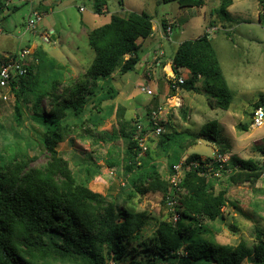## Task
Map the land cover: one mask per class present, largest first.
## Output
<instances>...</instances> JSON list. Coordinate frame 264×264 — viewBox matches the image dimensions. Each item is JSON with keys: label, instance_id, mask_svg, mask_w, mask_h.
I'll return each mask as SVG.
<instances>
[{"label": "trees", "instance_id": "16d2710c", "mask_svg": "<svg viewBox=\"0 0 264 264\" xmlns=\"http://www.w3.org/2000/svg\"><path fill=\"white\" fill-rule=\"evenodd\" d=\"M164 2H174L179 8L204 6L203 0ZM259 3L263 12L258 14V21L264 24V0ZM231 4L232 0H220L218 8L210 11L213 19L208 23L209 28L216 29L219 25L221 29H229L236 24L227 12ZM4 5L5 0H0V10ZM4 8L11 9L9 6ZM14 9L15 6L11 10ZM92 10L95 15H106V0H92ZM165 26L162 22L163 32ZM151 34L152 17L146 13L110 15L107 23L87 32L94 57L70 86L61 89L60 83L52 80L37 89L34 80L41 65L28 64L25 75L12 80L8 91L14 99L13 121L20 126L30 120L37 126L33 130L37 144L21 139L3 151L0 162V264H108L109 261L118 264L127 258L129 264H243L246 258H249V264H264V230L255 229V242L251 248L243 240L232 246L200 237L205 232L203 220H224L223 209L229 188L242 185L253 188L264 180L262 166L253 160L230 156L231 172L225 179L218 180L206 178L198 170L188 167L199 157L196 154L187 156L179 184L182 192L177 200L180 219L175 224L159 221L152 237L144 242L142 232L148 227L149 214L132 213L119 206L120 195L103 196L90 190L88 184L101 175V167L89 158L81 159L76 175L57 151V146L69 136L96 131L113 114L112 108L105 111L101 104L104 99H113L117 92L109 88V83L99 87V82L109 79L116 70L122 74L132 71L139 61L138 40ZM34 55L39 62L46 56L41 49ZM163 65L160 63L158 67ZM170 68L175 79L181 77V70L188 72L183 83L177 84L178 90L202 91L207 95L210 109H228L231 96L207 33L181 42L173 54ZM168 70L170 72L169 66ZM168 84L171 87V81ZM170 89L169 96H174L175 89ZM99 91H103V96L99 97ZM43 102L46 108H42ZM263 104L264 98H260L253 110ZM150 112H145L144 117ZM114 114L116 127L110 134L101 135L107 141L120 139L125 143L124 157L117 162L126 183V189L120 190L125 200L159 193L164 205L169 191L174 193L169 190L168 178L173 173V166L180 162L178 154L194 145L200 137L219 144L215 121L197 134L184 136L189 139L187 144L183 141L175 145L176 132L161 133L151 141L155 151L169 159L164 178L152 162L150 148L139 156L140 148L133 139L136 120L126 118L122 106H118ZM93 143H97L96 139ZM35 145L45 160L31 166L37 157L30 156L28 151H34ZM171 153L175 155L174 159ZM106 164L108 168L117 166L112 161ZM217 184L224 186L216 190ZM140 251L149 253L150 257L146 261L137 260L135 256Z\"/></svg>", "mask_w": 264, "mask_h": 264}, {"label": "rangeland", "instance_id": "374dc122", "mask_svg": "<svg viewBox=\"0 0 264 264\" xmlns=\"http://www.w3.org/2000/svg\"><path fill=\"white\" fill-rule=\"evenodd\" d=\"M38 1L22 0L15 3L14 10H11L12 7L4 8L11 6L14 2L12 0L11 4L4 5L0 10V65L6 56L18 53L21 48L28 49L30 53L27 63L31 66L41 65L34 80L37 89L47 86L52 80L60 83L59 88H66L85 71L94 57L86 34L107 23L110 15L125 16L128 12H143L152 17L151 39H156L144 42L138 40L139 61L134 69L126 74L116 70L109 79L99 82V87L109 83V88L117 92L113 99H104L101 104L105 111L112 108L113 114L96 131L82 133V138L69 136L57 146V151L69 162L76 175L81 159L89 158L101 167V175L95 182L88 184L90 190L103 196L120 195L119 206L132 213L149 214L148 227L142 232L144 242H148L152 237L159 221L170 220L169 212L159 193L131 200H125V196L121 195L120 190L126 189V183L117 162H121L124 157L125 143L120 139L107 141L106 137L101 135L110 134L116 127L114 111L118 106L125 108L126 118L136 120L140 115L144 122L145 112L161 106L160 122L161 126L163 125V133L176 132L178 135L175 145L183 141L187 144L189 139L183 138L184 136L189 133L197 134L208 123L215 121L216 140L219 144L200 137L194 145L178 154L181 163L187 156L196 154L198 160L236 156L242 160L251 159L258 165L262 164L264 120L260 128L250 125L253 106L260 98H264V24L258 21V14L263 12L260 0H232L227 12L236 20V24L229 29H221L219 25L216 29L208 27L209 21L213 19L210 17V11L218 8L220 0H203L204 6L201 8H179L176 3H166L164 0H106V15L93 13L92 0H48L45 6L39 7ZM31 4L36 6L34 9L44 14V17L27 29V21L31 18ZM79 8H82V11H79ZM162 22L166 25L165 29H172L170 35L163 32ZM205 33L208 34L231 96L227 110L210 109L207 95L202 91L189 93L177 90L174 96H169L171 87L168 83L174 75L170 63L177 46ZM39 49L46 54L41 62L34 55ZM158 56V61L165 65L156 66L155 58ZM181 77H188V72L183 70ZM144 86L149 87L151 95L139 91V88ZM0 93L7 97L6 100L0 98L2 162L3 151L17 141L24 139L37 144V135L33 133L37 126L30 120L16 126L12 118L14 99L7 89ZM102 93L103 91H99V97L103 96ZM172 98L178 99V104L173 101L171 103ZM42 108H46L45 102L42 103ZM95 139L96 144L93 143ZM156 139L157 137L150 138L148 141L152 162L165 178L169 159L155 151L151 140ZM33 150H29L28 154L36 156L37 160L31 166L43 163L45 157L39 148L35 145ZM170 155L174 159L175 155ZM107 161H112L117 166L108 168ZM223 186L217 184L215 189L219 190ZM223 212L225 218L222 221L201 222L205 232L200 237L212 243L232 246L243 240L251 248L255 242V229L264 230V180H260L253 188L247 185L229 188ZM149 257V253L144 251L135 256L140 261H146ZM129 261L127 258L118 264H129ZM243 264H249V258H246Z\"/></svg>", "mask_w": 264, "mask_h": 264}, {"label": "built area", "instance_id": "2783aa9c", "mask_svg": "<svg viewBox=\"0 0 264 264\" xmlns=\"http://www.w3.org/2000/svg\"><path fill=\"white\" fill-rule=\"evenodd\" d=\"M12 0H7L5 2V6L11 4ZM79 11H82V8H79ZM44 14L40 13L34 8H31V18L27 21V29L33 27L36 23L40 22ZM166 35H170L172 33V29L167 27L164 32ZM164 39V37L161 35ZM29 50L26 48H21L20 51L13 55H8L5 57V60L0 65V92L2 90H9V86L12 80L16 76H23L26 73L25 66L28 65L27 57L29 56ZM162 55V52H159ZM160 56H158L155 61L156 66L158 67L160 62L158 61ZM184 78L179 77L175 79L173 75L170 78L171 87L178 90L176 87L177 84H182ZM139 91L145 93L146 95H151V90L148 86L140 87ZM0 98L2 100H6V95H2L0 93ZM162 114L161 106H158L154 110L150 112V114L145 118L146 122H144L141 118L136 119V134L134 135L133 139L136 142L137 146L140 148L139 156H143L147 150L149 149L148 141L150 138H156L161 133H163L160 117ZM264 120V108L262 106L257 107L253 110L251 116V127L253 128H260ZM262 178L264 179V147L262 148ZM229 158L222 156H218L212 158L211 160H198L188 164V167H191L195 170H198L201 175L206 178L210 179H218L222 180L227 177V175L231 172V168L229 167ZM184 162H179L177 165L173 166V173L168 178L169 183V190H173L174 193L169 194L165 197L164 205L168 209L169 212V221L172 223H177L180 219L179 214L177 213V200L178 195L181 194V190L179 188V184L182 178V166ZM108 264H114L113 261H109Z\"/></svg>", "mask_w": 264, "mask_h": 264}, {"label": "crops", "instance_id": "0c3cea01", "mask_svg": "<svg viewBox=\"0 0 264 264\" xmlns=\"http://www.w3.org/2000/svg\"><path fill=\"white\" fill-rule=\"evenodd\" d=\"M19 1H22V0H14L13 4L11 6H9V7L11 8V7L15 6V3L16 2H19ZM46 2H48V0H39L38 1V7L41 6V5H44L45 6ZM31 8H36V6L33 7L32 4H31ZM152 35L153 34H151L148 38H146L144 40H141L140 39L139 42H144L145 40H147V41H153L156 38L151 39ZM157 41H158V39H157ZM181 71L183 72V70H181ZM182 72H181V74H182ZM139 118H140V115H139Z\"/></svg>", "mask_w": 264, "mask_h": 264}, {"label": "bare ground", "instance_id": "6f19581e", "mask_svg": "<svg viewBox=\"0 0 264 264\" xmlns=\"http://www.w3.org/2000/svg\"><path fill=\"white\" fill-rule=\"evenodd\" d=\"M168 72H169V70H168ZM175 98V97H174ZM174 98H172L170 101H171V103H172V101H173V103H177L179 100L178 99H174ZM178 104V103H177Z\"/></svg>", "mask_w": 264, "mask_h": 264}, {"label": "water", "instance_id": "95a60500", "mask_svg": "<svg viewBox=\"0 0 264 264\" xmlns=\"http://www.w3.org/2000/svg\"><path fill=\"white\" fill-rule=\"evenodd\" d=\"M262 107L264 108V104L262 105Z\"/></svg>", "mask_w": 264, "mask_h": 264}]
</instances>
